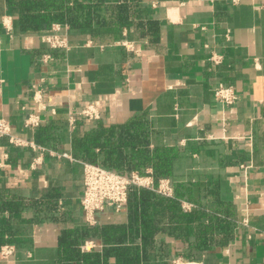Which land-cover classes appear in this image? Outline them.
<instances>
[{
  "label": "crops",
  "instance_id": "1",
  "mask_svg": "<svg viewBox=\"0 0 264 264\" xmlns=\"http://www.w3.org/2000/svg\"><path fill=\"white\" fill-rule=\"evenodd\" d=\"M0 1V119L10 123L14 137L34 144L14 147L0 139V190L28 201L54 196L58 207L56 221L50 215L33 221L30 208L16 216L22 221L23 246H2L0 252L12 246L15 253L0 254V264H57L62 231L88 224L80 205L86 162L73 156L74 136L98 121L123 124L143 113L155 130L152 146L180 152L174 179H168L171 186L199 178L217 181L220 198L238 211L236 235L228 246L185 261L264 264V0H150L145 5L158 26L149 39L131 24L122 26L119 39H93L55 24L67 35V52L44 42L48 32H23ZM45 55L53 60L44 61ZM221 84L235 89L234 105L215 99L214 89ZM32 85L43 89L46 110L32 100ZM90 104L100 120L79 117ZM29 114L40 116V126L54 124L46 137L39 129L24 128ZM36 158L40 164L32 168ZM191 207L183 203L185 211ZM126 221L125 211L96 214L97 224ZM167 243V264L183 257L182 241L167 238ZM97 247L87 240L82 250Z\"/></svg>",
  "mask_w": 264,
  "mask_h": 264
},
{
  "label": "trees",
  "instance_id": "2",
  "mask_svg": "<svg viewBox=\"0 0 264 264\" xmlns=\"http://www.w3.org/2000/svg\"><path fill=\"white\" fill-rule=\"evenodd\" d=\"M23 32L50 34L55 24L88 34L93 39H119L123 25L131 24L142 38L155 37L158 21L149 16L150 0H4ZM2 2V1H0ZM1 4V3H0ZM2 5H0L1 11ZM53 125L39 126L46 137ZM55 128V127H54ZM38 134V135H39ZM155 130L148 114L136 115L123 124L98 121L73 138V156L120 173L146 175L151 169L155 184L174 179L173 164L180 155L176 147L152 146ZM51 196L45 202L0 190V248L23 245L21 220L15 217L34 210L33 221L41 215L57 220V205ZM192 205L185 211L183 203ZM125 223L82 225L64 229L58 239L57 264H167V238L182 241L184 259L200 252L228 246L238 227L236 207L220 198L219 183L199 178L173 181V195L165 196L147 188L132 187L123 210ZM8 213L6 219L3 213ZM87 240L100 247L83 251Z\"/></svg>",
  "mask_w": 264,
  "mask_h": 264
},
{
  "label": "built area",
  "instance_id": "3",
  "mask_svg": "<svg viewBox=\"0 0 264 264\" xmlns=\"http://www.w3.org/2000/svg\"><path fill=\"white\" fill-rule=\"evenodd\" d=\"M238 0H233L237 2ZM7 28L9 26L5 24ZM61 25H55L53 32L44 38V42L53 50L67 52L70 50L67 35L61 33ZM127 49H131V43H124ZM44 61H52L53 56H43ZM217 63L218 59H213ZM32 100L41 105L42 110L47 107L44 104V92L40 86L32 85ZM215 99L227 106L234 105L238 100V95L233 87L219 85L214 89ZM55 114L54 111H52ZM84 120L98 121L100 120L99 111L93 104L85 106L80 114ZM41 125V118L37 114H29L24 121V128L37 129ZM7 138L9 143L14 147H27L34 144L23 139L14 137L11 134V125L5 119H0V139ZM40 164V158H36L32 168ZM0 163V168H2ZM83 193L80 200L81 209L84 212L86 221L89 225H96V214L111 210L114 213H120L127 204L130 189L132 187L147 188L156 191L165 196L173 195V187L168 179H162L158 184H155L151 173L140 175L137 172L120 173L108 170L97 164L83 163ZM243 224H247L244 220ZM89 247H87L88 249ZM15 249L12 246H5L0 254L3 258H8L14 255ZM169 264H194L193 262L185 261L182 256L173 258L168 261ZM196 264V263H195Z\"/></svg>",
  "mask_w": 264,
  "mask_h": 264
},
{
  "label": "rangeland",
  "instance_id": "4",
  "mask_svg": "<svg viewBox=\"0 0 264 264\" xmlns=\"http://www.w3.org/2000/svg\"><path fill=\"white\" fill-rule=\"evenodd\" d=\"M12 256V255H11Z\"/></svg>",
  "mask_w": 264,
  "mask_h": 264
}]
</instances>
